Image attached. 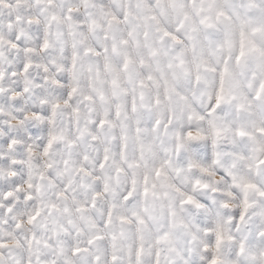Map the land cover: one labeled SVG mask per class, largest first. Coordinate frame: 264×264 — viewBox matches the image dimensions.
<instances>
[{
	"label": "snow or ice",
	"instance_id": "snow-or-ice-1",
	"mask_svg": "<svg viewBox=\"0 0 264 264\" xmlns=\"http://www.w3.org/2000/svg\"><path fill=\"white\" fill-rule=\"evenodd\" d=\"M0 264H264V0H0Z\"/></svg>",
	"mask_w": 264,
	"mask_h": 264
}]
</instances>
